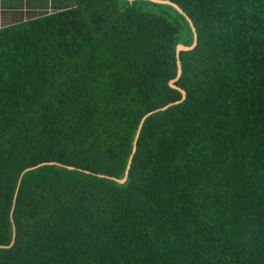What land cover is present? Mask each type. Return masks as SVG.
<instances>
[{
    "label": "trees",
    "instance_id": "trees-1",
    "mask_svg": "<svg viewBox=\"0 0 264 264\" xmlns=\"http://www.w3.org/2000/svg\"><path fill=\"white\" fill-rule=\"evenodd\" d=\"M5 2L0 264H264V0Z\"/></svg>",
    "mask_w": 264,
    "mask_h": 264
},
{
    "label": "water",
    "instance_id": "water-1",
    "mask_svg": "<svg viewBox=\"0 0 264 264\" xmlns=\"http://www.w3.org/2000/svg\"><path fill=\"white\" fill-rule=\"evenodd\" d=\"M154 1H162V0H154ZM178 9H180L181 12L184 13V11L177 5V4H174ZM185 16L187 17L188 21L190 22V25L195 33V38H194V42L191 44V45H185L183 43H179L177 45V65H178V73L176 75L175 78L171 79L169 81V84L174 87V88H177L179 89L182 94H183V98L182 99H185L186 98V91L181 88L180 86H178L175 82L180 78L181 76V73H182V65H181V58H180V52L182 50H188V49H192L195 47L196 43H197V32H196V28H195V25L192 21V19L186 14L184 13ZM148 114L150 113H147L142 119H141V122L138 126V130H137V133L135 135V139H134V145H133V152L129 158V161H128V165H127V168H126V172H125V175L123 178H117L116 180L120 181V182H125L127 179H128V176H129V171H130V167L132 165V161H133V157H134V154L136 153V150H137V142H138V139H139V136H140V133H141V130H142V127L144 125V122L148 116ZM17 193H18V189H17V192H16V196H17ZM14 238L12 240V244L14 243L15 241V237H16V228L14 227Z\"/></svg>",
    "mask_w": 264,
    "mask_h": 264
},
{
    "label": "crops",
    "instance_id": "crops-1",
    "mask_svg": "<svg viewBox=\"0 0 264 264\" xmlns=\"http://www.w3.org/2000/svg\"><path fill=\"white\" fill-rule=\"evenodd\" d=\"M5 4L8 6L5 0H0V26L3 25L6 20H10V17L12 16V12H3V7L5 6ZM13 4L14 6H20L16 4V2H14Z\"/></svg>",
    "mask_w": 264,
    "mask_h": 264
},
{
    "label": "rangeland",
    "instance_id": "rangeland-1",
    "mask_svg": "<svg viewBox=\"0 0 264 264\" xmlns=\"http://www.w3.org/2000/svg\"><path fill=\"white\" fill-rule=\"evenodd\" d=\"M8 2H18V0H8Z\"/></svg>",
    "mask_w": 264,
    "mask_h": 264
}]
</instances>
